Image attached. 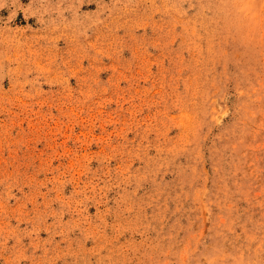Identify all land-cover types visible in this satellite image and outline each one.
<instances>
[{
	"label": "rangeland",
	"instance_id": "1",
	"mask_svg": "<svg viewBox=\"0 0 264 264\" xmlns=\"http://www.w3.org/2000/svg\"><path fill=\"white\" fill-rule=\"evenodd\" d=\"M0 264H264V0H0Z\"/></svg>",
	"mask_w": 264,
	"mask_h": 264
}]
</instances>
